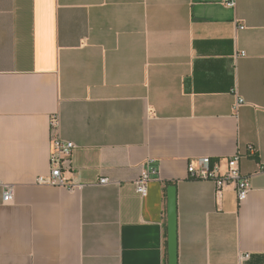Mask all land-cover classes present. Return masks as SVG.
Returning <instances> with one entry per match:
<instances>
[{
    "label": "crops",
    "instance_id": "crops-1",
    "mask_svg": "<svg viewBox=\"0 0 264 264\" xmlns=\"http://www.w3.org/2000/svg\"><path fill=\"white\" fill-rule=\"evenodd\" d=\"M234 1L0 0V264H168L173 185L178 264H264V0ZM53 118L74 190L36 184ZM249 146L245 201L190 178Z\"/></svg>",
    "mask_w": 264,
    "mask_h": 264
},
{
    "label": "built area",
    "instance_id": "built-area-1",
    "mask_svg": "<svg viewBox=\"0 0 264 264\" xmlns=\"http://www.w3.org/2000/svg\"><path fill=\"white\" fill-rule=\"evenodd\" d=\"M225 5L229 8H235L234 0H226ZM245 57V53L237 56ZM243 105V101L237 102V107ZM59 122L57 118L51 121V154H50V173L47 176H39L36 180L38 186H59L74 190L79 187L74 183H70L65 174L74 171L72 155L75 145L72 142L64 140L58 132ZM257 155V149L253 146L248 147V153L242 155L236 154L225 161V170H223V162L213 163L210 159H201L196 163H191L188 167V173L191 179L211 181L215 184L216 192L221 194L229 186H234L238 200L243 202L247 199L250 192L248 178L244 177L240 171V161L245 157H253ZM157 175L154 168L147 169L141 177L135 182L136 192L142 197L148 195V184ZM109 179L100 180V185L109 184ZM15 196V186L6 185L3 191V202L10 204ZM250 256L246 255L245 259Z\"/></svg>",
    "mask_w": 264,
    "mask_h": 264
},
{
    "label": "water",
    "instance_id": "water-1",
    "mask_svg": "<svg viewBox=\"0 0 264 264\" xmlns=\"http://www.w3.org/2000/svg\"><path fill=\"white\" fill-rule=\"evenodd\" d=\"M167 256L168 264H178L177 235V188L170 186L167 190Z\"/></svg>",
    "mask_w": 264,
    "mask_h": 264
}]
</instances>
